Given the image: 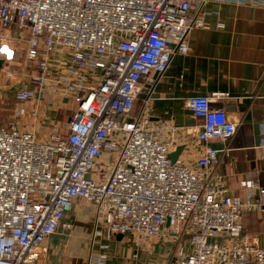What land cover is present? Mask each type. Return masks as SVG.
Wrapping results in <instances>:
<instances>
[{"label": "built area", "instance_id": "2783aa9c", "mask_svg": "<svg viewBox=\"0 0 264 264\" xmlns=\"http://www.w3.org/2000/svg\"><path fill=\"white\" fill-rule=\"evenodd\" d=\"M211 1L264 5L0 0V45L15 29L28 64L0 126V264H33L59 226L70 228L62 218L78 200L95 205L94 234L108 240L129 233L137 247H150L167 224L177 236L168 264H264V248L241 234L244 215L264 214V186L248 179L247 199L230 195L212 171L226 148L206 147L194 164L172 161L176 136L162 138L168 126L135 111L142 79L156 74L154 82L175 54L189 52L187 34L208 27L199 12ZM48 97L56 109L73 103L66 121L46 115L39 101ZM210 102L186 100L202 119L198 141L231 138L236 123Z\"/></svg>", "mask_w": 264, "mask_h": 264}, {"label": "crops", "instance_id": "0c3cea01", "mask_svg": "<svg viewBox=\"0 0 264 264\" xmlns=\"http://www.w3.org/2000/svg\"><path fill=\"white\" fill-rule=\"evenodd\" d=\"M190 13L196 14V9ZM199 15L208 27L194 28L187 34L189 52L175 54L154 82L149 83L153 74L142 79L135 111L143 109L149 123L168 126L161 130L162 138L176 136L177 146H184L180 156L185 163L194 164L206 147L226 148L218 154L212 171L230 195L245 200V180L264 186V5L211 1L200 8ZM8 35L11 40L0 45V126L12 116L8 103L21 82L13 79L26 75L28 65L25 38L15 29ZM218 93L224 95L217 97ZM197 95L211 98L210 106L223 109L236 123L231 138L198 141L202 119L186 105L187 98ZM33 104L29 101L27 106ZM39 104L49 106L45 113L50 119L63 122L75 108L73 103L62 101L56 109L49 97ZM94 216L93 203L74 202L62 218L70 228L59 226L33 264H168L172 260L177 236L167 224L150 247H137L129 233L110 240L94 234ZM241 226L242 236L264 248V214L249 212L242 217ZM185 245L188 247L187 242Z\"/></svg>", "mask_w": 264, "mask_h": 264}, {"label": "rangeland", "instance_id": "374dc122", "mask_svg": "<svg viewBox=\"0 0 264 264\" xmlns=\"http://www.w3.org/2000/svg\"><path fill=\"white\" fill-rule=\"evenodd\" d=\"M16 71H17V69H16ZM17 72H19V71H17ZM26 75H20L19 77L20 78H18V77H16L15 79H13V81H17V80H20V81H23V80H25V78H27V73H25ZM17 79V80H16ZM19 81V82H20ZM18 85H19V83H18ZM13 106H14V101H13V99H11L10 101H9V103H8V108L10 109L9 110V112H11L12 113V108H13ZM85 202V201H84ZM186 241H187V235H185V236H183V238H182V242L185 244L186 243Z\"/></svg>", "mask_w": 264, "mask_h": 264}, {"label": "water", "instance_id": "95a60500", "mask_svg": "<svg viewBox=\"0 0 264 264\" xmlns=\"http://www.w3.org/2000/svg\"><path fill=\"white\" fill-rule=\"evenodd\" d=\"M156 77V74L153 75L152 79L149 81V83L151 81H153V79ZM184 148V146L179 145L176 147L175 151L171 152L169 154V157L171 158L172 161L176 160V158L180 155V153L182 152V149Z\"/></svg>", "mask_w": 264, "mask_h": 264}, {"label": "snow or ice", "instance_id": "6c2138e0", "mask_svg": "<svg viewBox=\"0 0 264 264\" xmlns=\"http://www.w3.org/2000/svg\"><path fill=\"white\" fill-rule=\"evenodd\" d=\"M9 55H10V53H9Z\"/></svg>", "mask_w": 264, "mask_h": 264}]
</instances>
